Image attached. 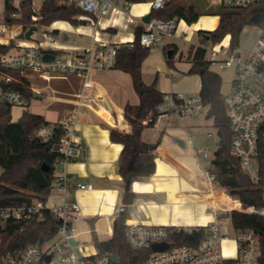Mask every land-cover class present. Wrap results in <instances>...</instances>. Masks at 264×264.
<instances>
[{
    "label": "built area",
    "instance_id": "obj_1",
    "mask_svg": "<svg viewBox=\"0 0 264 264\" xmlns=\"http://www.w3.org/2000/svg\"><path fill=\"white\" fill-rule=\"evenodd\" d=\"M72 1L91 16L93 21L107 15L111 8L130 13L135 4L130 0ZM166 1L168 0L150 1L151 9L163 7ZM257 3H264V0H215L214 4L245 9ZM141 17L131 14L129 22L132 24L137 22L143 26L140 34V43L143 46L163 47L169 43V38L176 35L179 20L151 17L149 22H144ZM32 18L35 20L36 16ZM257 26L261 35L253 52L247 58L242 56L239 46L231 45L229 34L220 41L204 40L195 46L205 49L206 58L211 66L217 63L223 67L236 64L231 91L226 95L223 94L227 117L233 132L231 149L239 159L243 173L250 177L256 186H260L264 193V22ZM9 29L8 24L0 23V35L7 33ZM119 47L120 42L96 40L88 46L68 48L59 42L55 29L47 26L42 30V39L37 40L35 45L20 46L19 51L8 52L1 58L0 66L5 68L33 72L46 79L74 78L79 81V89L73 94L72 107L67 116L41 125L36 132V136L42 140H49L59 131L63 132L55 147L61 158L56 166L51 191L67 193L74 187L93 188L92 184H83L75 176L66 173L63 167L65 163L75 160L81 154V147L76 139V129L85 110L100 106L102 100L93 75L100 70L114 67ZM46 53L54 54V58L45 60L43 56ZM0 77L3 78V82H0V101L26 108L28 106L26 96L9 85L13 78L7 75ZM158 108L175 112L182 117L200 116L206 111V106L202 104L199 96L183 93L166 94ZM164 116L165 114L160 115L157 121ZM208 136L211 137L212 134L209 133ZM199 153L204 158L211 157V152L208 150L201 149ZM207 178L213 184V176L210 173H207ZM218 195L230 197L220 189ZM239 204L240 207H236L222 200L217 201L213 204L216 220L203 226L126 222L127 241L136 249L151 248L150 254L141 264H262L261 235L253 230L236 228L229 213L237 209L264 217V206H246L241 202ZM42 207V202H36L28 208H4L0 216L3 220L10 216L19 219L23 215L29 216L32 211H38ZM51 210L59 220L61 219L55 237L44 244H31L23 249L1 254L0 264H119L110 255L92 257L80 253L81 244H78L75 238L76 222L83 216V211L78 202L66 200L63 205ZM125 210L126 206L121 204L116 213L119 215ZM195 230H202L204 233L197 244L172 245L169 240L175 232L191 233ZM227 241H232L235 245V250L231 254L223 250V244ZM158 242H168L169 246L164 250L155 251L152 249V244Z\"/></svg>",
    "mask_w": 264,
    "mask_h": 264
},
{
    "label": "trees",
    "instance_id": "obj_2",
    "mask_svg": "<svg viewBox=\"0 0 264 264\" xmlns=\"http://www.w3.org/2000/svg\"><path fill=\"white\" fill-rule=\"evenodd\" d=\"M134 3L152 0H130ZM36 16L34 20L32 17ZM152 18L161 20H185L188 24L198 21L202 15L219 16V24L213 30H199V42L211 40L217 42L226 35L231 36V45L239 46V37L247 25H261L264 22V3L240 9L224 4L211 5L207 0H168L161 8H152ZM67 21L73 25L87 24L93 18L84 12L72 0H43L39 8L34 7L33 0H21L19 6L13 0H5L4 20L8 25L18 24L23 32L31 27H47L55 21ZM143 26L135 29L133 41L120 42L114 69L128 73L132 85L139 97L137 104L126 103L124 118L134 127L133 132L123 131L118 127L110 128L111 140L123 145L118 160V171L124 182L149 177L156 171V155L141 139L146 127H153L158 117L169 114L158 106L164 101L166 94L156 87V82L147 83L142 74V63L149 55L151 48L140 43ZM15 47L12 39L8 43H0V63L4 54ZM168 66L174 67L178 46L169 43L162 47ZM172 53L168 56V51ZM183 54L179 56L181 59ZM186 58L190 61L189 74H199L201 90L199 97L207 107V117L213 120L217 129L218 164L212 162L209 173L213 176L216 188L227 190L228 194L238 199L246 206H264V193L252 179L241 169L239 159L233 154L231 140L232 129L226 113L221 92L222 78L214 71L206 58L204 48L192 44ZM0 73L8 74L12 79L9 85L21 91L28 100V105L34 98V90L30 80L22 73L0 67ZM22 81V82H21ZM0 82L3 78L0 77ZM25 82V83H24ZM13 106L0 101V213L4 208L31 207L36 202H42L43 207L32 211L29 216L23 215L16 219L12 216L3 220L0 216V255L14 250L23 249L31 244H44L55 237L60 227V220L51 208L45 205L51 193L55 178L56 166L61 154L55 149L63 132L59 131L53 138L42 140L36 136L41 125L49 123L44 115L25 110L17 120H12ZM146 121V122H145ZM52 145L49 148V145ZM240 207V204L239 206ZM229 216L238 229L253 230L261 235V262L264 264V217L233 209ZM92 234L98 253L92 257L115 255L120 257L119 264H141L151 252V248L136 249L130 246L126 237V213H120L113 226V236L108 240H99L92 223ZM204 236L203 231L175 232L170 237L172 245L197 244Z\"/></svg>",
    "mask_w": 264,
    "mask_h": 264
},
{
    "label": "crops",
    "instance_id": "obj_3",
    "mask_svg": "<svg viewBox=\"0 0 264 264\" xmlns=\"http://www.w3.org/2000/svg\"><path fill=\"white\" fill-rule=\"evenodd\" d=\"M20 1L16 3V6H19ZM150 11V1L137 2L132 7L129 16L131 14L137 17L142 16V20L145 15L150 14ZM126 14L127 12L121 9H114L105 17H101L97 22L98 25L96 23L92 27L90 26L92 21L87 24L73 25L60 20L53 22L50 27L55 29L57 38L61 37L58 39L59 42L68 48L88 46L96 40H105L111 43L131 41L134 40L135 29L140 23L134 25L132 33V23L129 22V16L127 17ZM219 20L217 15H202L193 24H188L182 19L178 24V27L180 25L179 33L184 32L185 36L175 35L168 41L178 46L177 54L181 55L184 49L177 40L188 42L189 47L192 44L195 45L199 42L198 31L215 29ZM9 28L7 33L0 35V43H8L13 39L15 47L10 52L19 51L20 46L36 44L37 39L32 37L27 39L25 34L24 37L19 36L23 32L21 25H13ZM42 29L44 30L46 27H42ZM122 31H125L126 34L121 37L119 34ZM62 33L65 35L62 36ZM69 33L73 35L72 38L67 35ZM83 37L88 39L84 40ZM194 38L197 39L196 42ZM190 67L189 61L187 65L176 68L182 73H188ZM166 68L171 76V84L165 83L157 74L154 76L155 70L165 71ZM172 68L168 66L161 47V49L152 50L144 59L142 74L147 83L155 81L156 87L164 93L199 95L201 90L200 75L185 74L177 79ZM14 71L22 72L30 80L31 86L38 88L42 84H49L53 89L52 92L69 95L65 98L54 96L53 99L69 104L65 114L67 116L72 107L73 94L79 89L77 79H46L40 75L27 74V71ZM0 75L10 76L5 73H0ZM93 78L98 93L102 97L100 106L85 110V114L76 129V139L81 147V154L75 160L65 163L63 167L66 173L75 176L83 184H92L93 188L80 189L74 187L67 193L51 191L45 203L49 208L63 205L66 200L79 203L83 216L76 222L75 238L77 243L81 244L80 253L84 255L98 253L93 241L92 223L99 240H108L113 236L114 221L118 216L116 210L123 204L122 200L127 185L118 171V160L123 145L111 140L110 128L118 127L123 131L133 132L134 127L130 126L124 118V106L128 102L132 104L139 102V97L133 88L132 79L128 73L111 68L94 73ZM25 110L21 108L18 118L12 117V120L17 121ZM33 112L44 115L50 122L62 119L59 118L57 112L47 108L46 112L52 118H47L44 112ZM206 113L207 107L200 116L182 117L171 112L159 119L151 131L146 129L142 131L141 139L149 147L155 146L153 151L156 155V171L149 177L131 183L130 189L135 193V198L132 204L125 205L126 222L152 225H208L216 220L213 204L222 200L230 205L231 201L235 200L231 196L227 198L217 197L219 188L211 184L207 178V173L211 167L208 170L203 167L204 162L210 159L204 158L199 150H208L206 147L207 139H211L214 135L209 130V126L213 125V120L208 118ZM209 133L212 134L211 137L208 136ZM202 195L205 200L201 198ZM237 201L239 202V200ZM206 208L211 211L205 212ZM89 243L93 246H89Z\"/></svg>",
    "mask_w": 264,
    "mask_h": 264
},
{
    "label": "rangeland",
    "instance_id": "obj_4",
    "mask_svg": "<svg viewBox=\"0 0 264 264\" xmlns=\"http://www.w3.org/2000/svg\"><path fill=\"white\" fill-rule=\"evenodd\" d=\"M19 0H13V3L16 5V3H18ZM43 0H33V3L35 5V7L37 8L41 3H42ZM184 1H193V0H184ZM209 2V4L211 5H217V4H214L215 3V0H207ZM4 9H5V0H0V23H3V20H4ZM112 10H114L113 8L110 9V12H112ZM125 14V13H123ZM129 12H127V17L129 16ZM110 15V14H109ZM108 15V16H109ZM107 16V17H108ZM105 17V15L103 16ZM120 17V15H119ZM121 18V17H120ZM97 21H92L91 22V27L92 25H95ZM137 22H135L134 24H132L131 26V31L133 33V27L134 25H136ZM13 25H18V24H13ZM13 25H9V27H12ZM98 25V23L96 24ZM179 29H180V25L177 29V32H176V35H179L180 37H184V32H181L179 33ZM42 26L39 27L36 31H34L33 35H32V38L34 39H37V40H40L42 39ZM126 32L125 31H122L119 36H123L125 35ZM65 34L62 33V36H64ZM69 36V38H72V34H67ZM260 30H259V27L258 26H253V25H247L243 28L241 34H240V37H239V48L240 50L242 51V56L244 58H247L252 52H253V49L254 47L256 46L257 44V41L258 39L260 38ZM119 36H117V38H119ZM61 38V37H60ZM58 38V39H60ZM84 40H87L88 38L87 37H83ZM196 38H194V41L196 42ZM177 42L181 45V47L184 49L183 51V57L180 59L179 56L180 54L177 56H175V60H174V64H175V67L172 68V72L174 73V75H177V79L180 78V76H183L185 74H189V73H182L180 72L179 70H177L176 67H182V65H187L189 63V60L186 58L187 54H188V47H189V43L188 42H185L183 40H177ZM154 49H161V46L157 45V46H152L151 47V50H154ZM150 54V53H149ZM212 69L216 72H218L222 78V84H221V92L226 95L228 94L230 91H231V87H232V81L235 77V74H236V64H232L231 66L229 67H223L221 64L217 63V64H213L212 66ZM27 74H32V75H38L36 73H29L27 72ZM156 74L158 75L159 78H161L162 80L165 81V83H169L171 84L172 80H171V76L169 74V71L166 70H155L154 72V76H156ZM32 89L34 90V92H41L43 94H45V97L44 98H33L30 102V104L24 108L26 110H29L31 112L33 111H39V112H44L46 117L47 118H52V116L46 112V108L48 110H53L55 112H57V115L59 116V118H62L64 119L63 117L66 116V109L69 107V104L67 102H64V101H54V96L56 97H62V98H65V97H69V95H62V94H58V93H54L52 92L53 89L51 88V86L48 85H43L42 86H39L38 88L34 87V86H31ZM35 89L39 90V91H36ZM193 96H198L197 94L196 95H193ZM62 100V99H60ZM54 101V102H53ZM20 109L19 107L17 106H13V109H12V117L13 118H18L19 116V113H20ZM147 131H151L153 129V127H146L145 128ZM209 130L214 134L213 137L211 139H207L208 142L206 143V147L207 149L211 152V157L209 158L210 160H208L207 162L205 161L204 164H203V167L208 170L209 167L212 166V162L213 160L215 159V151L217 149V146H218V142H219V136H218V133H217V129L214 125H211L209 126ZM0 171H2L1 167H0ZM220 191H223L225 193H228L227 190L225 189H222V188H219ZM217 197H220V198H226L225 196H220L218 195ZM201 198L203 200L204 197L203 195L201 196ZM234 198V197H232ZM232 205H235L236 207L238 206V201L237 200H233L231 202ZM211 210L210 209H207L205 210V212H210ZM187 226H190V225H187ZM89 246H91L92 244L89 243L88 244ZM93 246V245H92ZM95 248V246H94ZM223 250L224 252L228 253V254H231L234 252L235 250V245L232 241H227L223 244Z\"/></svg>",
    "mask_w": 264,
    "mask_h": 264
},
{
    "label": "water",
    "instance_id": "obj_5",
    "mask_svg": "<svg viewBox=\"0 0 264 264\" xmlns=\"http://www.w3.org/2000/svg\"><path fill=\"white\" fill-rule=\"evenodd\" d=\"M150 19H151V15H150V14H147V15H145V16L142 18V20H143L144 22H149ZM36 30H37V27H36V26L31 27L28 31L25 32V37H26L27 39H31L32 34H33L34 31H36ZM171 53H172V51L169 50V51H168V56H170ZM43 58H44L45 60H52V59L54 58V54H52V53H46V54H44ZM44 97H45V94H43V93H41V92H34V98H44ZM48 147L51 148L52 145L50 144ZM149 148H150L151 150H153V149L155 148V146L152 145V146H150ZM214 155H215V158H216V157L218 156V151H215ZM213 164L217 165V164H218V160H217V159H214V160H213ZM130 186H131V182L128 181V182H127L126 191H125V194H124V197H123V200H122V203H123L124 205H130V204H132L133 201H134V198H135V193L130 189ZM60 221H61V219H60ZM73 243H74V241H73ZM168 246H169L168 242H158V243H154V244H152V249L155 250V251H156V250H164V249L168 248ZM110 257H111L116 263H120V261H121L120 257H118V256L110 255Z\"/></svg>",
    "mask_w": 264,
    "mask_h": 264
},
{
    "label": "bare ground",
    "instance_id": "obj_6",
    "mask_svg": "<svg viewBox=\"0 0 264 264\" xmlns=\"http://www.w3.org/2000/svg\"><path fill=\"white\" fill-rule=\"evenodd\" d=\"M232 201H233V200H232ZM232 201H231V202H232ZM230 205H232V204L230 203ZM232 206H235V205H232ZM238 206H239V202H238ZM238 206H237V207H238Z\"/></svg>",
    "mask_w": 264,
    "mask_h": 264
}]
</instances>
